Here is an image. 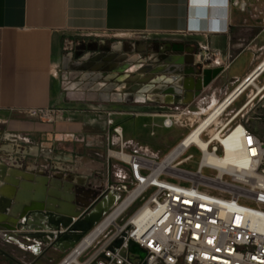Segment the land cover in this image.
Instances as JSON below:
<instances>
[{
  "label": "crops",
  "instance_id": "obj_1",
  "mask_svg": "<svg viewBox=\"0 0 264 264\" xmlns=\"http://www.w3.org/2000/svg\"><path fill=\"white\" fill-rule=\"evenodd\" d=\"M212 1L208 12L201 14L196 0H0V178L6 168L18 176L27 169L29 176L59 180L54 191L67 189L66 194L75 193L79 202L102 192L109 179L129 178L127 165L107 156L108 112L88 104L98 101L93 83L99 73L83 66V59L68 50L77 40H156L166 45L162 49L166 54L154 62V69L164 68V57L170 54L193 50L195 56L206 48L217 51L213 66L225 69L195 100L208 95L207 106L195 112L204 115L197 126L259 65L264 49L263 29L252 27L250 37L243 39L245 24L238 8ZM210 20L227 24V31H210ZM255 24L261 23L258 20L250 26ZM194 64L199 65L196 58ZM263 74L247 84L221 115L229 111L231 117L240 111L234 120L242 114L261 115L264 89L255 96L251 85L259 88L262 84L257 80ZM122 103L141 113L114 119L126 138L141 140L162 130V113L173 107ZM31 107H50V111L31 115ZM248 127L264 140V121L251 119ZM23 161L26 166L21 165ZM1 222L0 264H59L67 253L55 247L39 249Z\"/></svg>",
  "mask_w": 264,
  "mask_h": 264
},
{
  "label": "built area",
  "instance_id": "obj_2",
  "mask_svg": "<svg viewBox=\"0 0 264 264\" xmlns=\"http://www.w3.org/2000/svg\"><path fill=\"white\" fill-rule=\"evenodd\" d=\"M222 3L241 10L247 7V0ZM208 29L227 31L228 25L210 20ZM218 57V52L209 48L195 54L201 67H214ZM260 62H264V49ZM251 86L258 92L257 84ZM260 88L264 89V83ZM28 111L43 116L50 107H31ZM239 112L218 119L210 131H205V150L195 144H177L174 155L163 164L162 159L148 155L147 146L128 151L121 124L108 112L107 156L127 165L129 178L108 180L102 193L112 192L116 200L76 244L97 228L67 264H264V140L248 127L251 119L263 118L260 114H242L241 119L234 120ZM184 113L194 112L188 111L187 105H173L163 114L162 127L183 125ZM187 120L193 125L195 118ZM214 132L223 140L236 139L240 160L222 162L220 156L226 146L222 139H212ZM191 146L201 153L194 171L181 167L192 157L183 156ZM179 161L182 163L177 170H171ZM118 239L121 243L116 246ZM130 242L144 250V255L130 251Z\"/></svg>",
  "mask_w": 264,
  "mask_h": 264
},
{
  "label": "water",
  "instance_id": "obj_3",
  "mask_svg": "<svg viewBox=\"0 0 264 264\" xmlns=\"http://www.w3.org/2000/svg\"><path fill=\"white\" fill-rule=\"evenodd\" d=\"M196 1L200 4L201 14L208 12V5L213 3L212 0ZM194 61L193 50L183 55L175 53L165 56L164 68L152 70L153 74L162 73L160 76L164 79L162 82L155 80L160 84L152 89L146 102L190 105L201 97L224 68L201 67L194 64ZM253 72L247 76L245 82ZM259 73L260 71L256 76ZM26 170H22L20 176L7 168L1 173L0 182L4 185H0V213L14 219L4 221L7 223L6 229L12 230L14 235L26 241L32 240L33 246L39 249L41 246L55 247L64 253L68 252L95 226L116 200L115 194L105 191L93 195L87 201L79 202L75 193L66 194L67 189L62 193L54 191L59 188V180L57 182L46 176L45 179L29 176L25 173ZM37 203L41 206H37ZM63 204L68 209L62 208ZM120 243L121 239H118L114 244L118 246ZM129 249L142 255L145 253L133 242H130Z\"/></svg>",
  "mask_w": 264,
  "mask_h": 264
},
{
  "label": "flooded vegetation",
  "instance_id": "obj_4",
  "mask_svg": "<svg viewBox=\"0 0 264 264\" xmlns=\"http://www.w3.org/2000/svg\"><path fill=\"white\" fill-rule=\"evenodd\" d=\"M166 45L152 39H85L68 46L81 64L88 69H96V81L108 101L117 97L122 102L147 103L153 88L162 82V73L153 74L154 62L166 54ZM129 54H139L138 63L129 60ZM93 58L96 59L93 61ZM90 59V60H88ZM154 61V62H152ZM154 64V66H150ZM161 78V79H160ZM113 93V94H112ZM99 98V97H97ZM105 98V97H104ZM99 98L98 100H101Z\"/></svg>",
  "mask_w": 264,
  "mask_h": 264
},
{
  "label": "rangeland",
  "instance_id": "obj_5",
  "mask_svg": "<svg viewBox=\"0 0 264 264\" xmlns=\"http://www.w3.org/2000/svg\"><path fill=\"white\" fill-rule=\"evenodd\" d=\"M251 0H247V7L244 10H241L238 8V11L240 12V17L241 21L245 24L244 28V37L243 39H247L250 37L251 34V28L255 27L256 29H263L264 30V23L262 19L264 18V4L256 0L255 4H251ZM260 21L261 24H255V26H250L256 21ZM258 23V22H257ZM129 60L132 62L138 63L139 60H137V57L135 54H129L127 55ZM90 60V59H88ZM96 60L93 58V61ZM154 62V61H152ZM258 84H263L264 83V74L257 80ZM93 91H94V96L96 97V100L99 98H102L101 100H98L94 103L89 102L88 104L95 106L100 110L101 112L106 111V112H111L112 117L114 118L117 116L119 119H122L123 117H135L139 113H141L138 108L134 107H128L126 105H122L123 103L119 101L117 97L119 95H116V99H110L108 101L107 97L104 95L108 91H104V89L100 88L99 82L94 81L93 83ZM113 94V93H112ZM91 96V95H90ZM221 98L223 95H219ZM92 97V96H91ZM99 97V98H97ZM105 97V98H104ZM208 95L203 96L199 101L193 102L191 105L188 107V111L194 112L192 113H184L182 115V122L183 125L177 124L173 125L170 128H165L163 127L161 131L156 132L154 134H150L149 138L145 140H141L139 138H126L124 135V143L126 149L132 150L134 148H137L139 146H147L148 147V155L155 157L156 159L160 160L164 158V155L168 153L182 138L183 136L190 131L194 126H196L197 121L202 118L204 115L200 113H195L198 112L200 109L199 108H205L207 106V99ZM166 112L162 113L165 114ZM229 111L224 112L220 116V120H225L226 118L229 117L228 115ZM261 116L262 120L264 121V111H261ZM195 118L193 125H189V121L187 118ZM163 119V115L161 117ZM115 120V119H114ZM121 121V120H120ZM116 122V120H115ZM200 122V121H199ZM198 122V123H199ZM188 134V133H187ZM12 139V138H11ZM185 155H192L191 159L187 160L184 162L181 167L184 169H189V170H196L197 164L200 160V151L198 148L195 146H191L189 149L186 150ZM182 156V157H183ZM7 160V158H6ZM22 166H26L25 161L21 163ZM5 169V168H4ZM43 171H46V167H41ZM13 173V171H11ZM203 172L208 173L210 170L204 169ZM2 173V172H1ZM132 211V210H131ZM131 211H129L124 217L128 216ZM1 223H6V222H1Z\"/></svg>",
  "mask_w": 264,
  "mask_h": 264
},
{
  "label": "bare ground",
  "instance_id": "obj_6",
  "mask_svg": "<svg viewBox=\"0 0 264 264\" xmlns=\"http://www.w3.org/2000/svg\"><path fill=\"white\" fill-rule=\"evenodd\" d=\"M261 63V62H260ZM259 63V64H260ZM259 71H264V62H262L259 66V68H257L252 74L251 77L245 82L243 81L238 87L237 90L230 95L220 106H218L216 109H214V111L212 113H210L204 120H202L196 127H194L193 129H191L188 134H186L183 139L180 141L179 145L180 147H187L190 146L192 144H195L196 146H198L200 149L205 150L208 142H206V140L203 139V134L205 133V131H210L211 130V126H213L215 123H213L216 118L218 116L221 115L223 108L227 106L228 102L235 96L237 95L239 90H243V88L247 85V84H252L254 83V81L259 77V74L256 76V74ZM261 72V73H262ZM256 76V77H255ZM261 87V86H260ZM259 87L258 92H255V96L258 95V93H260L262 90ZM253 95V97H255ZM213 123V124H212ZM211 124V125H210ZM210 125V127H209ZM209 127V128H207ZM215 138H220L219 135H217L216 132H214L212 134V139ZM223 140V138H220ZM223 143H225V150H224V154L222 156H220V158L222 159V162H227V161H232V160H240L242 155L241 153L237 150V141L236 139H228V140H223ZM174 150L171 152V154L165 156L161 163H165L169 160V158H171L174 155ZM221 161V160H220ZM182 161H179L175 164H173L170 169L171 170H177V167L179 165H181ZM37 206H41L40 203L36 204ZM62 208L64 209H68L67 205L63 204ZM10 220V221H14L13 218H8L5 214L0 213V221H5V220ZM97 228L94 229L93 232H91V234L86 237L83 242H81L80 244L76 245L72 251L70 252L69 256L64 257L66 258L64 262H62V264H67L68 262L72 261L75 259V257L78 255V253L80 252V250L84 247L85 243L87 241L90 240V238L92 237V235L96 232Z\"/></svg>",
  "mask_w": 264,
  "mask_h": 264
},
{
  "label": "clouds",
  "instance_id": "obj_7",
  "mask_svg": "<svg viewBox=\"0 0 264 264\" xmlns=\"http://www.w3.org/2000/svg\"><path fill=\"white\" fill-rule=\"evenodd\" d=\"M210 23V22H209ZM209 27V26H208Z\"/></svg>",
  "mask_w": 264,
  "mask_h": 264
}]
</instances>
